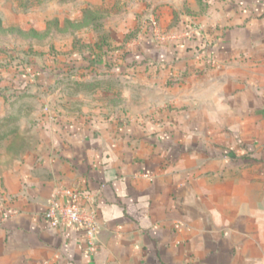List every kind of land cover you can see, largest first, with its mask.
Instances as JSON below:
<instances>
[{"label":"crops","instance_id":"1","mask_svg":"<svg viewBox=\"0 0 264 264\" xmlns=\"http://www.w3.org/2000/svg\"><path fill=\"white\" fill-rule=\"evenodd\" d=\"M131 7L148 23L96 71L151 99L42 122L38 149L0 168V264H264V0ZM62 188L97 210L95 252L48 222Z\"/></svg>","mask_w":264,"mask_h":264},{"label":"rangeland","instance_id":"2","mask_svg":"<svg viewBox=\"0 0 264 264\" xmlns=\"http://www.w3.org/2000/svg\"><path fill=\"white\" fill-rule=\"evenodd\" d=\"M131 2L0 0V168L12 169L38 149L46 118L112 116L151 99L144 89L130 93L128 77L86 67L89 55L113 51V35L127 31L120 45L128 49L148 23Z\"/></svg>","mask_w":264,"mask_h":264},{"label":"built area","instance_id":"3","mask_svg":"<svg viewBox=\"0 0 264 264\" xmlns=\"http://www.w3.org/2000/svg\"><path fill=\"white\" fill-rule=\"evenodd\" d=\"M150 23L155 28L157 19L153 17ZM189 34L190 31H184L174 37L179 38ZM85 201H90L87 195H83L74 188H62L50 200L45 215L54 228L68 226L81 230L87 239L89 251L95 252L99 234L97 210L92 203L86 204Z\"/></svg>","mask_w":264,"mask_h":264},{"label":"trees","instance_id":"4","mask_svg":"<svg viewBox=\"0 0 264 264\" xmlns=\"http://www.w3.org/2000/svg\"><path fill=\"white\" fill-rule=\"evenodd\" d=\"M103 44H104V40L101 41V43L99 44V49H103V47H102ZM104 51L105 52H103L102 54H108L109 53V49H107V48H105ZM100 57H101V55H98V56L97 55H91V56L89 55L88 58H89L90 62H89V64L86 67L87 68H91L92 67L93 69L102 67L101 65H98V63H99L98 61L100 60Z\"/></svg>","mask_w":264,"mask_h":264}]
</instances>
